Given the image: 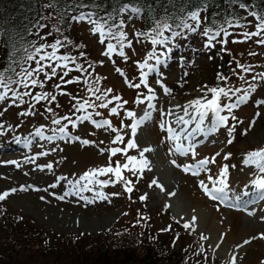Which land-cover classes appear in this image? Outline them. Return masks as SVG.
I'll list each match as a JSON object with an SVG mask.
<instances>
[{"label": "rangeland", "instance_id": "1", "mask_svg": "<svg viewBox=\"0 0 264 264\" xmlns=\"http://www.w3.org/2000/svg\"><path fill=\"white\" fill-rule=\"evenodd\" d=\"M81 16L85 18L78 19ZM137 17L131 10L123 11L117 25L123 38L117 47L109 36V29L103 27V34L96 31L101 25L89 12L74 15L71 17L72 34L78 36L82 44V62L79 63L84 64V71H77L71 60H45L44 64L57 66V75L44 81L43 88L11 86L19 95L14 100L9 92L0 101V194L9 193L0 205L7 207L14 217L54 234L47 241L49 248H55V239L59 238L102 239L135 227L139 234L143 231L154 236L158 247L168 242L175 250L184 252L188 264H196L197 257L203 264H233L231 255H224L218 244L214 246L208 241L205 229L208 221L204 228L195 220L192 227L185 229L183 225L192 219L180 211L182 207L171 208L170 203V207L163 208L162 204L176 198L177 193L186 192L200 194L210 211L224 207L236 212L233 207L209 199L199 182L209 176V181L204 183L209 188L219 187L215 182L221 168L227 165L226 183L229 186L225 191L227 198L237 204L236 195L248 192L242 189L240 178H245L243 183L249 179L250 184L257 178H264V173H259L255 165L244 163L249 152L264 148V76L261 75L264 74V43L259 42L264 40V32L247 39L244 33L259 31L258 25L264 24V19L248 16L239 23L229 24L226 30L209 32L204 30L202 18L191 16L181 22V29L177 31L163 27L160 31L163 35L154 37L161 43L154 44L146 33L139 34ZM109 44L114 50L105 55ZM209 44L212 46L206 47ZM63 50L56 51V55L67 56ZM52 51L46 49L42 54ZM221 58L226 62L224 74L219 70ZM65 63L68 69L62 67ZM30 66L35 67V63ZM117 68L123 75L116 71ZM45 71L50 73L51 69L45 68ZM65 71L68 72L66 76L63 75ZM34 78L44 80V75L41 73ZM129 84L140 87H129ZM210 88H223L228 93L221 94L218 101L221 106L219 116L227 119L218 122L217 114L209 109L208 118L211 121L213 117L217 124L213 126L211 122L206 126L210 132L209 142L193 143L201 139L206 141V134L196 141L189 138L186 146L193 144L195 155H179L173 140L164 131L165 128L168 132L170 127L177 129V123L175 128L174 125L166 126L165 121L171 120L167 109L178 107L177 111H182L197 99L206 103L213 98L208 91ZM3 91L6 90H0ZM25 92L32 95H23ZM45 92L54 95L55 101L33 99ZM96 96L102 99L96 100ZM117 96L119 100L114 99ZM86 100L96 106L77 110ZM108 101L112 102L107 107L98 106ZM149 104L153 106L149 107ZM113 107L117 108L118 114L110 113ZM146 108L150 118L146 121L142 118L143 123L138 125L133 136L130 125L139 121L138 115ZM129 111L135 116L127 117ZM187 111L199 117L191 107ZM54 120H60V124L53 123ZM103 120L110 121L118 132L107 127L97 128L93 123ZM116 135L122 136L123 142L113 144L111 141ZM84 140L90 143L85 145ZM129 140H134L137 147L127 149V155L121 152L111 156L109 149H124ZM19 144L25 148L15 149L14 145ZM144 148L152 149L144 156L153 162L154 171L139 164ZM129 156L137 158L134 166L129 165L130 169L135 167L137 170L122 168L121 171L125 180L132 181L131 193L125 191L124 181L116 182L111 173L93 177L92 184L80 180L85 172L107 167L110 162L112 167L117 163L123 165ZM225 156L229 158L224 159ZM213 157L215 162L209 163L198 175L183 170L184 165H192L195 169L200 160ZM154 180L163 191L152 183ZM97 181H107V184ZM53 184L56 187H51ZM86 184L91 191L80 190ZM65 192L69 195L65 196ZM141 196L146 199L142 201ZM241 197L242 194L239 202ZM259 210L264 213V197L257 206L254 205L252 215L241 218V224L248 227L257 220L264 226ZM256 231L261 230L255 229L252 233L255 235ZM201 235L206 239H201ZM234 264H240L237 258Z\"/></svg>", "mask_w": 264, "mask_h": 264}, {"label": "trees", "instance_id": "2", "mask_svg": "<svg viewBox=\"0 0 264 264\" xmlns=\"http://www.w3.org/2000/svg\"><path fill=\"white\" fill-rule=\"evenodd\" d=\"M125 10L137 13L139 34L153 39L165 24L177 31L193 14L203 19V28L209 32L226 30L248 16L263 19L264 0H0V70L6 80L22 79L16 74L34 63L26 59L34 53L33 45H52L57 40L61 42L57 51L64 49L84 69L79 63L82 44L72 34L71 17L89 12L111 31V40L120 47L117 25ZM46 49L53 50L45 47L43 53ZM53 235L0 205V264H188L184 252L168 242L158 247L154 236L139 234L135 227L102 239L59 238L56 247L49 248L47 241ZM196 262L203 264L200 257Z\"/></svg>", "mask_w": 264, "mask_h": 264}, {"label": "snow or ice", "instance_id": "3", "mask_svg": "<svg viewBox=\"0 0 264 264\" xmlns=\"http://www.w3.org/2000/svg\"><path fill=\"white\" fill-rule=\"evenodd\" d=\"M85 17L81 16L78 19H84ZM193 19H196V14H193L192 16ZM159 27V25H158ZM164 28H167L168 25H164ZM259 31L257 32H253V33H244L245 38H249L251 36H259L261 35L262 32H264V24H260L258 25ZM96 31L101 32V34H103V26H98ZM227 34V33H225ZM159 35H163V32H160ZM217 35H219V33H217ZM120 37L123 38V33H120ZM209 39H214V37H209ZM103 43V40L101 41ZM154 44L155 43H161V41L156 40L155 38H153L152 41ZM260 43H264V40L259 41ZM60 41L57 40L55 42V44L52 45H41L39 47H36L35 45H33L35 51L34 53H30L27 55L26 59L33 61L35 63V67L29 66L27 68H22L21 73H17V76H21L22 79H11V78H5V74L2 70H0V88L5 89L6 91L0 92V101L4 100L9 92H12L13 94V99L15 100V98L19 95L12 87L11 85L16 84V85H20L22 84L24 88H30V87H36L39 86L41 88L44 87V81L46 80H50L53 77H55L57 75V66H53V64L49 63V64H44L43 61L48 60V61H53V60H63V61H70L71 62H75L74 58H70L68 56H57L56 55V51H57V46L60 45ZM212 45H206V47H211ZM45 47H50L53 49V51L51 53H47V54H42L44 52ZM114 50L113 45L109 44L108 45V51L106 53H104L105 55H108L109 53H111ZM121 55H123V53H121ZM38 57V59H37ZM59 66V65H58ZM63 68L68 69V64L65 63L62 65ZM140 67H144V65H140ZM45 68H50L51 72H47L45 71ZM76 70L77 71H84V69L82 68V66L77 65L76 66ZM245 71H247L248 69H244ZM117 72H119L121 75H123V73L121 72V70L119 68L116 69ZM43 73L44 75V80H39L37 78L34 77H38L39 74ZM68 74L67 71L64 72V76H66ZM262 76H264V74H261ZM221 79L223 77H220ZM61 79H63V76L61 77ZM72 81H66V83H71ZM57 87H59V85H57ZM129 87H140L139 84L137 85H132L129 84ZM90 91H93L92 89H89ZM109 92L111 90H108ZM151 91V90H150ZM209 92H211L213 94V98L211 100H208L206 103H202L201 100L197 99L195 101H191L189 103V105L185 106L184 109V115L188 116L189 113L187 111L188 107H191L194 111H196L199 115L200 121L202 122L204 119V116L207 114V110H212L213 112H215L218 116V122L223 123L227 118L223 117V116H219V112L221 111V106L219 104V97L221 94L224 95H228L227 92H225V90L223 88H210L208 90ZM94 94V93H93ZM23 95H32L31 92H25L23 93ZM51 99L52 101H55L56 97L54 95H50L49 93L45 92L42 93L40 95H36L33 96V99L37 102L41 101V100H48ZM96 100H101L102 97L101 96H96L95 97ZM114 99L119 100L120 97H114ZM148 99H152V97H148ZM112 101H108L107 103H101L100 105H98L99 107H107L108 103H111ZM138 103H143L142 100H138ZM124 103H127V101H125ZM85 106L88 107H95L96 105L93 104H89V101H84L83 104H79V107L77 108V110H83L85 109ZM150 107H152V105H149ZM201 109H204V111H201ZM110 113L113 115L118 114L117 113V108L113 107L110 110ZM171 114V113H169ZM97 115H99V113H97ZM127 117H134L135 113L129 111L126 113ZM90 117H86L85 119H88ZM150 118V113H145V117L144 119H149ZM65 119H70L68 117H65ZM71 122V121H70ZM178 122H182V123H188V121L184 120V117H178ZM53 123L56 124H60V120H54ZM95 124V126L97 128H102V127H107L110 128L112 132H118V129H116L115 127H112L111 122L108 120H103V121H94L93 122ZM140 123H143V120L141 121H137L136 123H133L132 125H130L131 127V131H132V135L135 136L136 134V130L137 127ZM163 127V125H161ZM197 127H199V125H197ZM170 135V139H174L176 141H179L181 139V137L179 135H175L174 130L172 128L168 129ZM60 132L63 133L64 132V128L61 127L60 128ZM39 134V133H38ZM49 139H55V137H50ZM124 138L120 135H116V137L111 141L113 144L116 143H120L123 142ZM83 144L87 145L90 143V141L88 140H84L82 141ZM101 143H103V141H101ZM229 143H231V141H229ZM137 144L135 143L134 140H129L126 144V148L121 149V148H111L108 151L110 152L111 156H115L117 153H123L125 155H127V149H131V148H136ZM152 151L151 148H144L141 152H140V156L143 157L145 152H149ZM175 151L180 152L182 155H186L189 151V149L184 148L181 144L177 143ZM193 155H195V153H193ZM228 156H225L224 159H228ZM128 162L120 165V164H116L115 167L111 166V162L109 164V166L104 167V168H99V169H92L88 172H85L83 176L80 177V180H87L88 184H92L93 183V177L99 176V175H106V174H113L116 177V182L119 181H124L126 187H125V191L131 193L132 192V187H130V185L132 184L131 180H125V178L122 175V171L121 169H128L130 171H136L137 169L135 167L133 168H129V165H135L137 163V158L135 156H129L127 157ZM215 162V157L208 159H202L200 160L197 165L195 166V169H193L192 165H184L183 166V170L187 173L189 171H191L192 175H198L199 172L201 170H206V166L209 163H214ZM172 163L175 164V161H173ZM244 163L246 165H255L256 168L259 170L260 173H264V148L262 149H258L256 151H252L249 152L247 154L246 159L244 160ZM147 160H142V165L143 167H147ZM179 167V165H177ZM49 167H51V165H49ZM142 170V169H140ZM227 173H228V166L224 165L220 172H219V179L215 182L219 184V187L213 186L212 188H209L208 185H206L204 183L203 180H201L200 183V187L202 189V191L204 192V194L211 200H215V201H219V202H224L227 200V196L228 193L225 191L228 188V184L226 183V179H227ZM64 179V178H61ZM211 179V178H210ZM77 183H79V181H77ZM97 183H102V184H107V181H97ZM153 184H156L157 187L161 188V191H163V187L159 184H157V182L154 180L152 181ZM253 184L258 187L260 190H262V195H264V178H257L255 181H253ZM51 187H56L55 184L51 185ZM81 191L84 190H88L91 191L90 188H88V185H84V187L82 189H80ZM15 191V190H13ZM9 195L8 192H4L3 194H0V201H3L7 196ZM65 196L69 195L68 192H65L64 194ZM102 195V194H101ZM58 199H63L64 197H57ZM106 198V197H105ZM142 201L144 199H146V197L141 196L140 198ZM228 206H232V205H228ZM249 215H252L253 213L249 212ZM196 217H192V221L190 223H185L183 225V227L185 229H188L190 227H192V225L195 223ZM167 230V229H164ZM255 238V237H254ZM262 239H264V236H261ZM201 239H206V237H204L203 235H201ZM245 243H248V241H245ZM218 247V245H217ZM235 261V257H233V264Z\"/></svg>", "mask_w": 264, "mask_h": 264}, {"label": "bare ground", "instance_id": "4", "mask_svg": "<svg viewBox=\"0 0 264 264\" xmlns=\"http://www.w3.org/2000/svg\"><path fill=\"white\" fill-rule=\"evenodd\" d=\"M186 60L188 59L186 58ZM174 103L175 101L172 100L171 104L174 105ZM177 109L179 108L170 107L168 110L172 111V113L168 116L171 117V120L165 121L167 127L177 123V129L173 130L175 135H179L181 139L179 141L174 140L176 143H187L189 142V138H194V141H196L207 133L206 126H208L211 122L207 116L209 111H207V114L204 116V119L201 122L200 118L196 116V113L188 111L189 115L185 116L184 110L177 111ZM182 109H185V107ZM145 110H147V108ZM140 114L142 115L143 113ZM181 116H183L184 120L188 121V123L185 124L178 122V117ZM197 125H199V127H197ZM180 131L182 134H180ZM189 155L191 154L189 153ZM256 171L258 170L256 169ZM208 177L205 178L204 181H209ZM247 180L248 181L246 183H243L245 182V178H240L242 183L241 186H244L242 189L248 190V192L242 194L240 202H238L239 204L236 205V202H231L229 198H227L232 204L230 207L236 209V212H231L232 209H225L224 207H217V209L210 211L209 206H207L208 203L204 201L200 194L190 195L186 192H179L177 193L176 198H170L169 200L171 203V208L182 207V210L180 211H184L187 216L186 218L192 219V217H196V222L200 224L201 228H204L205 222L208 221V225L205 228L207 239L210 243H213L214 246L218 244V249L221 250L224 255L228 257L231 255L232 258H237L240 264H264V239L261 238V236H264V226H262L257 220L252 226L245 227L241 224V218L244 215H247L249 212H253L249 206L253 205L251 208H254L255 205L245 202V200L248 199L245 194L252 191L255 193H257V191L262 193V190L256 187L252 181L250 184L249 179ZM230 185H232V183ZM257 212L259 213L260 219L264 218V213H262L260 210ZM255 229H259L261 231H256L254 235L252 232H254ZM254 237H258L259 242L256 241V238ZM245 241H248V243H245Z\"/></svg>", "mask_w": 264, "mask_h": 264}, {"label": "water", "instance_id": "5", "mask_svg": "<svg viewBox=\"0 0 264 264\" xmlns=\"http://www.w3.org/2000/svg\"><path fill=\"white\" fill-rule=\"evenodd\" d=\"M225 63H226V62L224 61V59L221 58V59H220V62H219V70H220V73H221V74H224ZM216 84H217V83H216ZM142 159H143V160H145V159L147 160V162H148V164H147V166H148V167H147L148 170H150V171H154V170L156 169V167L153 166V162H152L150 159H147L146 156H143ZM163 204H164V207H165V208L170 207V200H169V199L165 200Z\"/></svg>", "mask_w": 264, "mask_h": 264}]
</instances>
